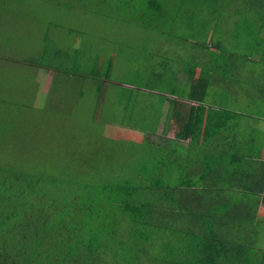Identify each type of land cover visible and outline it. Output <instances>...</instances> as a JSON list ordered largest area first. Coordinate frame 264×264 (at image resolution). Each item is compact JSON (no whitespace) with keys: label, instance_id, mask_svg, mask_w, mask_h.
Returning <instances> with one entry per match:
<instances>
[{"label":"trees","instance_id":"obj_1","mask_svg":"<svg viewBox=\"0 0 264 264\" xmlns=\"http://www.w3.org/2000/svg\"><path fill=\"white\" fill-rule=\"evenodd\" d=\"M12 1H21L20 5L26 0H0V8L9 7ZM44 1L61 10L79 9L152 31L160 46L169 42L182 48L174 62L181 64L189 82L180 86L177 73L165 65L163 71L170 79L166 91L174 90L176 94V90L183 89L178 93L181 96L189 87L188 98L196 105L168 100L162 134L173 123L176 141L171 144L182 163L202 165L204 190L197 195L189 191L193 186L190 183L165 187L156 181L139 180L142 172L156 176L149 169L154 156L143 157L145 168L139 165L138 157L131 166L123 164L120 173L113 175H109L113 169L108 171L111 163H107L103 173L79 182L0 167V264H65L68 259L70 264L81 260L86 264H102L103 258L96 255L100 249H108L109 237L124 219L129 224L127 233L120 234L123 240L113 247L108 264L264 263V251L253 245L260 222L257 208L264 206V159L260 144L258 156L253 157L251 144L257 145L258 140L242 138L246 125L240 123L241 118L255 124L264 120V51L254 46L256 38L264 36V0ZM225 31L233 35L228 51L219 50ZM112 43L116 50L113 54H103L93 47L88 56L64 55V68L48 64L47 71L51 73L52 68L61 71L63 78L78 76L76 70L81 66L82 73L89 76L92 72L87 70L97 56L104 63L97 76L108 80L110 73L116 72L112 71V61L118 69L120 62L126 60L122 50L128 47L123 42ZM208 43L218 50L215 61L208 58V51L203 48ZM38 65L47 68L30 57L17 66L21 67L19 70L33 71L38 77L43 71L34 67ZM196 69L199 73L194 77ZM154 75L150 84L158 86V74ZM171 80L179 84L176 90ZM93 88L78 89L77 98L90 103ZM117 88L112 93L113 103H109L112 106L117 103L114 95ZM254 108L257 112L250 111ZM115 109L119 111L117 106ZM150 111L157 117L162 113L156 105ZM104 113L109 115L107 111ZM91 114L94 115L92 110ZM251 124L247 127L252 128ZM258 130L255 126L254 131ZM191 137L194 145L186 144ZM111 142L114 141L102 142L104 147L92 145L95 153L100 152L95 159L111 161ZM131 147L135 148V143ZM237 152L241 166L228 163ZM248 156L249 163L244 161ZM130 167L136 168V176H131ZM156 234L182 241L183 251L178 252L177 259L172 251L164 255L166 247H161L160 258L152 253Z\"/></svg>","mask_w":264,"mask_h":264},{"label":"rangeland","instance_id":"obj_2","mask_svg":"<svg viewBox=\"0 0 264 264\" xmlns=\"http://www.w3.org/2000/svg\"><path fill=\"white\" fill-rule=\"evenodd\" d=\"M20 2L12 1L8 4L9 7L0 8V167H12L52 175L64 181L79 182L103 173L107 163H111L108 171L109 168L113 169L109 174L113 175L114 172L120 173L123 164L131 166L133 160L138 157L139 165L145 168L143 157L154 156L149 169L156 176L152 177L142 172L143 177L139 180L156 181L165 187L190 183L193 186L189 191L197 192V195L203 192L201 169L204 168L198 162L188 164L187 161L186 164L178 159L175 147L171 144L173 140L176 141L173 138L175 132L173 123H170L169 127L171 135L169 132L162 134L164 110L168 100L184 99L192 101L189 104H195L191 98L184 97L190 94L189 87L185 88L186 94H182L183 96L178 95L183 89L176 90L179 84L181 86L189 82L181 64L174 62L179 57L177 51L182 48L169 42L160 46V43L156 42L158 37L154 38L152 31L79 9L61 10L44 0H26L19 5ZM232 41L233 35L228 31L223 32L219 50L228 51ZM112 42H123L128 47L122 50L126 60L120 62L122 65L108 79L118 83L114 95L119 111L117 125L107 126L95 120L88 101L68 102L64 99V83L61 84L62 91H54L52 87L49 89L50 85L57 81L44 74L50 68L48 64L64 68V55L88 56L93 53V47L102 50L100 52L103 54L108 55L111 52L113 54L116 50ZM254 46L264 51V36H258ZM203 48L207 49L210 60L217 59L218 50H214L211 44L208 43ZM28 57L36 58L41 65L47 66V68L34 66L36 69H43L44 74H37L36 77L31 70H19L21 67L17 65ZM162 59L177 73L179 84L176 85V81L171 80L176 94L174 90L166 91L170 79L169 74L165 75L162 70ZM53 69L50 70L54 77V72L58 71ZM194 72V77H197L198 69ZM156 73L158 80L161 74H164L161 81H166L165 85L150 84L149 79L154 78ZM122 80L130 86L126 84L122 86L120 83ZM153 103L159 104V108L162 109L161 118L152 111L150 114L149 109ZM250 111L257 112L255 108ZM259 120V130L256 131L258 133L249 132L248 137L258 140L261 145L260 153L264 159V120ZM240 123L246 125L247 132V124H251L252 120L241 118ZM110 138L114 141L109 145L113 148L111 161L100 162L95 159L100 152L95 153L91 147L92 145L98 147L99 144L104 147L102 142H108ZM132 143H135V148L131 147ZM185 143L194 145L193 137ZM130 149L136 150L132 153L128 151ZM258 153L259 151L251 152L254 154L253 157L258 156ZM103 154L101 152L102 156ZM239 156L240 153L237 152V156H232L228 163L235 162L237 166H241ZM249 156L244 159L247 163L250 161ZM131 168V176H136L138 173L136 168L130 167L129 170ZM256 216L260 222L254 233L253 245L255 249L264 251L263 205L257 208ZM128 226L125 219L121 221L116 232H112L109 237L111 244L108 245V249L98 251L96 257L103 258L102 264H108L113 247L123 240L120 234H126ZM154 239L156 248L152 253L156 257L160 258L165 247L168 249H165L164 255L172 251L176 259L180 256L178 252L183 251L182 241L169 235L156 234ZM69 261L65 264H70ZM75 264L86 263L85 260H81Z\"/></svg>","mask_w":264,"mask_h":264},{"label":"crops","instance_id":"obj_3","mask_svg":"<svg viewBox=\"0 0 264 264\" xmlns=\"http://www.w3.org/2000/svg\"><path fill=\"white\" fill-rule=\"evenodd\" d=\"M113 62H115V61L114 60L112 61L111 67H112V71L115 72L117 70V67H116L115 63H113ZM103 64H104L103 60L101 58H97V56H96L94 63L91 65L92 68L87 70L90 74L92 72V74L89 76L82 73V70H80V68H82L81 66H78V69L76 70V72H77L78 76H79V74H83L84 76H79V77L73 75L72 77L64 76V78H63L62 76H60L59 72H55L56 75L53 77V75H51L53 73H49L47 70L45 71L46 72L45 74H44V71H42L43 73L42 72L41 73L44 75H49L50 79L55 78V81H57V82L51 84L49 89L52 87L54 89V91H62L63 89L61 88V84L64 83V99H67L68 102L82 101L79 98H77V96L79 94L78 89H81L82 87L87 88L88 86L94 87L93 93H92V98L90 101L91 106L89 108L92 110V112L94 114L93 117L95 118V120L98 121V123H101V124H104L107 126H116L118 123V121L116 120V117H118V116L115 117V115H117V113H116L117 111L115 109L116 105L112 106L109 103L110 102L113 103L112 102V93L114 92V88L118 85V83L116 81H113V80H104V79L99 78L100 76H97L98 75L97 73H99L101 71V69H102L101 65H103ZM161 65H162V70L165 69V65L170 66L166 61L164 63L163 59L161 60ZM173 65L174 64H172V66ZM113 66H114V68H113ZM93 71H95V73H93ZM110 71H111V68H110ZM111 74L112 73H110V77H111ZM158 81L160 82V84H164V85L166 84V81L165 82H162L161 80H158ZM120 83L122 86L125 84L130 86L128 83H124V82H120ZM86 84H87V86H86ZM176 85H177V83H176ZM176 85H175V87H176ZM157 94L159 95V93H157ZM184 94H186V93L184 92ZM185 98H188V95ZM183 101L185 103H187L188 105H192L191 103L189 104V102H192L190 100H184L183 99ZM64 102H65V100H64ZM155 104L156 103H153L154 106H155ZM193 105L195 106L196 104H193ZM156 106L160 107L159 104H156ZM105 111L109 112V115H106L104 113ZM164 111H165L164 116H166V110H164ZM162 114H163V111H162L161 115L159 116V118L162 117ZM104 119H108V120H104ZM248 125H250V124H248ZM251 126H252V128H250L248 126L247 132L243 131L241 133L242 138L243 137L248 138L249 132L253 134L255 132L254 127L257 126L259 128V123L255 124V122H253L251 124ZM168 132H169V135H171V133H172L171 130H168ZM168 132L166 134H168ZM249 138H251V137H249ZM111 139L112 138H110L109 140H111ZM251 145H252L251 150H253V151H257L260 149L259 142H257V145L255 142L252 143Z\"/></svg>","mask_w":264,"mask_h":264}]
</instances>
